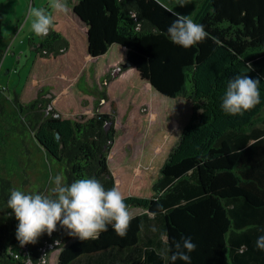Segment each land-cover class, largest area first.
Returning a JSON list of instances; mask_svg holds the SVG:
<instances>
[{
	"label": "trees",
	"instance_id": "1",
	"mask_svg": "<svg viewBox=\"0 0 264 264\" xmlns=\"http://www.w3.org/2000/svg\"><path fill=\"white\" fill-rule=\"evenodd\" d=\"M182 2L68 0L84 22L89 54L99 56L113 43L120 44L139 82L164 95L184 97L190 102V115L156 175L144 167L137 173L129 171L134 192L123 193L126 203L146 212L135 215L125 237L109 226L98 239L84 241L58 224L51 235L45 232L36 243L27 244L35 264L40 247L55 239L62 244L58 264H71L81 256H101L116 248H139L150 213L156 214L148 223L167 232L170 244L191 237L197 245L189 253L191 264H264V251L255 247L256 239L264 235V0H186L180 6ZM174 12L203 24L211 38L187 49L174 44L167 33L176 18ZM28 42L45 63L70 46L56 28L47 37L33 32ZM3 52L0 48V58ZM242 73L260 80L261 103L242 116L228 115L221 108L222 97L228 81ZM6 89L0 85L1 169L8 165L5 153L10 129L5 123L12 128L18 124L17 129L22 124L28 129L29 144L64 164L66 184L95 177L106 189L118 186L108 162L117 136L116 107L113 104L111 112L98 110L101 98H109L104 85L97 94L93 92L101 98L95 100L92 113L78 107L64 111L63 96L56 104L47 88L25 103L17 94L9 102L3 96ZM9 117L15 122L10 124ZM18 165L16 161L14 167ZM15 185L14 175H0V264H23L26 256L17 259L12 254L22 250L16 238L19 221L7 203ZM36 192L45 191L39 188ZM159 206L166 214H160ZM144 242L149 245L141 247L140 259L131 264H171L159 254L160 238L156 247L149 239ZM176 264L186 262L177 260Z\"/></svg>",
	"mask_w": 264,
	"mask_h": 264
},
{
	"label": "rangeland",
	"instance_id": "2",
	"mask_svg": "<svg viewBox=\"0 0 264 264\" xmlns=\"http://www.w3.org/2000/svg\"><path fill=\"white\" fill-rule=\"evenodd\" d=\"M49 5L50 0H0V48L4 49L0 58V85L7 87L3 96L12 102L17 94L25 102L34 98L41 88H47L52 102L57 104V98L63 96L64 111L78 107L83 113H92L95 100L101 98L93 92L97 94L104 85L109 98H101L98 110L111 112L113 104L116 107L117 136L108 156L109 166L121 192L132 193L129 171L137 173L144 167L151 176L157 174L188 120L190 102L182 96L164 95L139 82L136 68L124 67L126 49L120 44L113 43L106 53L90 57L84 22L70 6L67 15L49 10L50 15L56 16V29L69 40V48L54 61L41 62L28 42V35L33 33L28 12L32 7L48 8ZM32 77L43 78L38 84L41 87L29 88ZM47 82L49 85H45ZM8 120L10 124L15 122L10 117ZM5 127L10 129L5 153L8 165L0 168V175H14L15 189L36 192L44 188L45 194L50 193L55 187L53 178L62 174L64 164L48 159L44 151L41 154L29 144L28 129L22 124L17 129L18 124L12 128L6 122ZM16 161L20 164L17 168ZM9 164L13 167L8 168ZM26 177L28 180H24ZM132 211L136 213L135 209ZM61 248V243L49 248L47 261L42 264H56V254Z\"/></svg>",
	"mask_w": 264,
	"mask_h": 264
},
{
	"label": "clouds",
	"instance_id": "3",
	"mask_svg": "<svg viewBox=\"0 0 264 264\" xmlns=\"http://www.w3.org/2000/svg\"><path fill=\"white\" fill-rule=\"evenodd\" d=\"M185 5L186 0L180 4ZM49 10L65 15L71 11L68 0H50L48 8H30L28 18L36 36L47 37L55 30L56 16L50 15ZM173 14L176 18L168 27L167 33L174 44L187 49L211 38L205 26L195 22L190 15L177 12ZM248 68L252 69L251 64H248ZM260 84L259 79L254 80L247 74L232 77L222 97V110L228 115L242 116L255 108L261 103ZM53 181L55 187L51 195L19 189L10 192L7 203L19 221L16 238L21 247L36 243L45 232L51 235L58 224L68 229L70 235L84 241L98 239L103 232L108 231L109 226L118 236L127 235L135 215L118 186L106 189L95 177L81 178L66 184L62 174L55 175ZM166 211L159 206L160 214H166ZM152 230L158 231L155 226ZM159 238L163 245L159 254L163 260L170 261L171 264H176L177 260L191 264L189 253L197 247L191 237H182L180 241H173L171 244L167 232H160ZM173 247L175 251L172 250ZM244 247L242 245L239 251ZM255 247L264 251V235L256 239Z\"/></svg>",
	"mask_w": 264,
	"mask_h": 264
},
{
	"label": "crops",
	"instance_id": "4",
	"mask_svg": "<svg viewBox=\"0 0 264 264\" xmlns=\"http://www.w3.org/2000/svg\"><path fill=\"white\" fill-rule=\"evenodd\" d=\"M33 47L34 46H31L32 51H34L33 50ZM35 55H36V58H38L39 60H41L39 58L38 54H36V52H35ZM90 56H92V55L90 54ZM52 61H54V60H51L49 62H52ZM41 62H43V61L41 60ZM49 62H47V63H49ZM43 63H45V62H43ZM55 77H57V75ZM27 79H28V77H27ZM27 79H26L24 88L26 87ZM42 80H43V78H36V77L30 78V83L28 85L29 88H31V89H33L34 87L35 88H38V86H39L38 84ZM47 84L49 85L48 82L45 83V85H47ZM39 87H41V86H39ZM50 89L54 90L53 87H51ZM36 95H37V92H36ZM21 97L22 96H20V98ZM27 101L28 100H25V102H27ZM22 102H24V101H22ZM131 209H135L136 213H134V215L141 214V213H145L146 212V209L143 208V207H141V206H132ZM152 217H153V215L151 213L148 214L147 220L144 223V230L140 234V240H139L140 241L139 242V245L140 246H139V248L133 247L132 249H129V250H125V249H122L121 250V249H117L116 248V249H111L109 251H106V252H109V253H105L103 255L101 254V256L100 255L97 256L95 254L92 257H90V255H89V257L87 256L86 258H84L83 256H81L80 258L76 259L71 264H102V263L103 264H106V263H108V264H131L132 261L135 258L136 259H140V258H137V257H139V255L141 254V247H146V246L149 245V243L146 244L144 241L149 239L151 241L150 245H154L156 247L157 240L159 239L158 237H160V236H157L158 234H160V230L154 232L152 230L153 229V222L150 223V224L148 223V220L151 219ZM156 238H157V240H156ZM58 254H59V252L56 255H58ZM57 262H58V257L56 259V264H57Z\"/></svg>",
	"mask_w": 264,
	"mask_h": 264
},
{
	"label": "built area",
	"instance_id": "5",
	"mask_svg": "<svg viewBox=\"0 0 264 264\" xmlns=\"http://www.w3.org/2000/svg\"><path fill=\"white\" fill-rule=\"evenodd\" d=\"M59 243H60V241L58 239H55L52 242H48V241L45 242V244L42 247H40L41 255H40L36 264L45 263L47 261V255H48L47 250L49 248H53L55 245H58ZM21 248H22V250H20L19 252H13L12 253L13 256L18 259L21 254L26 255L25 258L23 259V264H35L34 260L29 256L28 246L24 245Z\"/></svg>",
	"mask_w": 264,
	"mask_h": 264
},
{
	"label": "water",
	"instance_id": "6",
	"mask_svg": "<svg viewBox=\"0 0 264 264\" xmlns=\"http://www.w3.org/2000/svg\"><path fill=\"white\" fill-rule=\"evenodd\" d=\"M123 65H124V67H127V66H131V65H133V64H132L131 61L127 60ZM49 95H50V94H49ZM107 127H108V125H107ZM56 135H57V137H59V133H57ZM57 264H58V262H57Z\"/></svg>",
	"mask_w": 264,
	"mask_h": 264
}]
</instances>
